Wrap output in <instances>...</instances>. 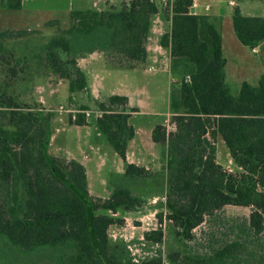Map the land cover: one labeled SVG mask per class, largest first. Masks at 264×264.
Masks as SVG:
<instances>
[{"label":"trees","instance_id":"16d2710c","mask_svg":"<svg viewBox=\"0 0 264 264\" xmlns=\"http://www.w3.org/2000/svg\"><path fill=\"white\" fill-rule=\"evenodd\" d=\"M0 4L18 11L22 0ZM192 4L167 0L161 10L155 0H117L103 11L70 10L69 27L40 41L30 30L0 31V241L8 249L22 254L51 250L55 254L46 259L57 264H164L161 257L133 262L125 245L119 250L108 238L109 226L123 223L116 213L145 202L132 189L157 176L126 162L127 144L135 135L129 117L137 111L128 98L113 94L94 100L100 111L95 137L124 162V172L111 177L118 181L105 198L89 193L82 164L48 153L55 114L34 97L26 99L39 80L52 77L55 83L66 80L71 104L72 95L87 88L77 60L95 51L113 67L143 65L152 18L162 11L170 22L159 45L169 50L174 129L157 124L151 131L161 147L165 184L159 193L165 196V212L155 214L158 227L144 232L143 239L160 243L167 220L181 246L167 256L169 264H264V254L254 250L264 251V75L255 86L242 82L233 95L225 81L221 18L193 14ZM231 18L241 44L253 48L264 41V16L244 15L235 6ZM68 122L84 125L87 118L78 113ZM217 137L235 172L216 161ZM225 205L251 207L236 232L230 227L233 238L213 240L211 234L207 242H193V230ZM255 255H260L257 262L250 259Z\"/></svg>","mask_w":264,"mask_h":264},{"label":"rangeland","instance_id":"374dc122","mask_svg":"<svg viewBox=\"0 0 264 264\" xmlns=\"http://www.w3.org/2000/svg\"><path fill=\"white\" fill-rule=\"evenodd\" d=\"M155 1L162 10L167 0ZM115 2L117 0H24V5H22L24 6L22 7L23 11H20L21 9L18 11L4 9L0 4V31L6 28L12 30L26 29L33 33L32 38L34 41L44 40L55 35L58 31L69 27V11L71 9L82 10L93 8L94 10L103 11L108 8V4ZM159 17H163L164 22L167 20L162 11L153 16L152 20H156ZM51 20L57 23L47 25V22ZM155 24L158 27L161 23L156 21ZM161 27L165 29V23L162 22ZM156 46L157 40L152 35L149 41L151 52ZM100 55L103 57L102 53ZM161 56L163 59L166 58L165 53ZM225 57L227 60L225 69L228 71V61L234 62L235 56L228 58L226 54ZM55 82L52 77L46 80H39L35 85L32 95H27L26 99L31 101V97L41 94V89L38 87L41 83H48L47 86H53ZM171 82V76L168 71H161L158 66H155V70L153 71H147L146 69L137 71L125 70L119 77L110 80L107 90L119 94L126 91H139V96H136L134 102L136 101L140 105L139 110L141 113L133 115L130 122L144 129V138L149 139V129L158 123H162L169 111ZM226 82L231 93L236 95L239 91V82L230 81L229 79ZM66 91L67 89H65ZM57 97V101H64L61 92ZM137 98H141V102ZM66 104L63 105L71 107L68 103ZM48 109H52L51 111L56 116L51 123L48 153L60 159L72 157L79 162H83L88 171V186L91 194L101 198L107 197L112 183L118 181L109 180L110 175L112 173L122 174L124 172V164L110 146H97L94 143V118L100 113L96 114L90 110L88 126L78 127L68 124V113L59 114L53 105ZM150 113L152 114L150 115ZM169 116L170 113L167 116L168 124H170ZM167 123L164 122V125ZM168 130H172L171 125H169ZM215 146L216 161L228 172H235L236 166L232 163L228 150L220 137L216 138ZM160 150L161 147L157 146L158 153ZM156 175L153 179L149 178L146 180L142 186L132 189L133 194L144 198L145 202L137 209L116 213V216L123 217V223L121 225L109 226L107 233L110 243L115 248L122 250V247L125 245L129 257L137 259L138 262L152 257H161L164 264H169L167 256L181 248L169 221L164 220L162 223L163 238L160 243L154 244L143 239L144 232L158 227L155 214L160 211L165 212L163 202L160 200L162 194L159 193V190L165 184V181L161 180L163 172L158 171ZM154 198H156L155 202L152 201ZM250 211L251 207L225 205L212 216L205 217L204 222L193 230L195 237L193 242H207L211 234L214 235L213 240L233 238L235 233L232 235L228 234L230 227H234L236 232L238 226H241L247 220ZM101 212L105 211H97V213ZM193 242L190 244H193ZM218 243L220 242H217L216 245ZM254 250L256 254H264L263 250L259 251L256 248ZM54 254L51 250L22 254L8 249L0 241V264H57L55 259H46L47 256L49 257ZM259 256H251L250 259L253 262H257ZM262 260L264 261V257Z\"/></svg>","mask_w":264,"mask_h":264},{"label":"crops","instance_id":"0c3cea01","mask_svg":"<svg viewBox=\"0 0 264 264\" xmlns=\"http://www.w3.org/2000/svg\"><path fill=\"white\" fill-rule=\"evenodd\" d=\"M22 5H24V0H22ZM235 6L240 8V11L244 15L249 16H264V1H251V0H193V4L190 7V12L193 14H204L210 16H219L221 18V39H222V53L226 60V54L229 58L230 56H235L234 62H231L229 59L228 61V71L225 69V81L229 79L230 81H237L239 82V89L242 82H248L249 84L255 86L258 83L259 78L264 75V41L258 43L255 47H249L241 44L237 39L233 27H232V10ZM24 7V6H22ZM21 7L20 11H23ZM87 9V8H86ZM25 10V9H24ZM73 10V9H71ZM84 10V9H82ZM156 21H159L161 24L162 22L165 23L166 28L160 26H156ZM170 22L169 20H165L163 17H159L156 20L151 21L149 35L146 42V49H147V58L143 65L137 66L134 68H117L109 65L107 63L104 54L102 53L103 57L100 55L101 52H92L84 57H81L77 60V64L80 69L84 72L86 81H87V88L83 92H79L72 95V103L69 104L72 109L79 110V105H86L88 107L87 110H92L96 114H99L100 111L97 110L94 100L104 101L107 99L108 96L113 94L124 95L128 98V106L135 107L137 111L132 112L129 117V123L135 129L134 137L128 142L127 149H126V162L133 163L136 166H142L147 170H151L152 172L163 171V161L161 160V150L158 153L157 146L158 144L154 143L151 139V131L152 128L149 129V139H145L144 137V129H142L139 125H135L130 122L133 115L140 114L141 111L139 110V104L134 100L136 96H139V91H126L124 93H114L112 91L107 90V86L111 79L119 77L123 71L125 70H144L153 71L155 70V66H158L161 71L167 70L169 75V50L168 48L161 47L159 45L160 36L169 30ZM157 40V46L152 49V52L149 47V41L151 36ZM255 49V51H254ZM166 54V58H162V54ZM260 54V55H259ZM227 64V60L225 66ZM171 77V81H172ZM48 83H41L38 87L41 89V94L34 96V100L41 104V106L45 110H52L48 109L51 105L56 108L59 105H63L68 103V98L70 96L67 88L66 80H58L53 86H47ZM37 87V88H38ZM145 88L144 86H142ZM65 89L67 91L65 92ZM142 89V88H139ZM61 92V95L64 97V101H57V96ZM139 102H141V98H137ZM50 103V104H49ZM67 105V104H66ZM152 113H150L151 115ZM156 115L158 113L155 112ZM169 111L167 112V116ZM70 116V114L68 113ZM97 116V115H96ZM95 116V117H96ZM167 116L164 118L162 123L164 124L165 120H167ZM56 117V116H55ZM68 121V119H67ZM75 126H88L89 119L87 118V123L84 125H76L70 124ZM157 125V124H156ZM94 143L97 146L101 145H108L105 142L97 139L95 137V128H94ZM109 146V145H108ZM113 150V149H112ZM117 155V154H116ZM118 156V155H117ZM119 157V156H118ZM67 159H74L72 157H66ZM120 158V157H119ZM121 159V158H120ZM76 160V159H74ZM77 161V160H76ZM123 162V160L121 159ZM79 162V161H78ZM84 166L85 174L87 178L88 184V171L83 162H79ZM124 164V162H123ZM155 164V165H154ZM120 175L118 173H112L110 175V179L113 176ZM109 179V180H110ZM88 191L91 194L88 186ZM94 196L93 194H91ZM97 197V196H95Z\"/></svg>","mask_w":264,"mask_h":264},{"label":"built area","instance_id":"2783aa9c","mask_svg":"<svg viewBox=\"0 0 264 264\" xmlns=\"http://www.w3.org/2000/svg\"><path fill=\"white\" fill-rule=\"evenodd\" d=\"M254 51H255V49H254ZM56 112H58L59 114H61V113H69L70 114V116H71V119L72 120H74L75 119V116H76V114H78V113H82L86 118H88L89 116H90V110H75V109H72V108H70V107H65L64 105H59L57 108H56ZM167 121L168 120H165V123H167ZM169 125H171V128H172V130L174 129V124H172V123H170V124H165V127H166V130L167 131H169L168 130V127H169ZM160 200L162 201V202H164L165 201V196L164 195H161L160 196ZM153 202H155L156 201V198H154L153 200H152ZM132 261L133 262H138V260L137 259H135V258H132Z\"/></svg>","mask_w":264,"mask_h":264}]
</instances>
